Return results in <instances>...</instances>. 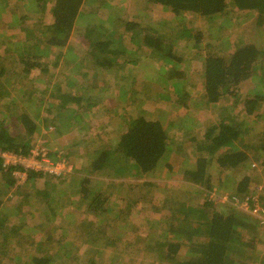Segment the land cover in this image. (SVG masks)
Here are the masks:
<instances>
[{
    "label": "rangeland",
    "instance_id": "rangeland-1",
    "mask_svg": "<svg viewBox=\"0 0 264 264\" xmlns=\"http://www.w3.org/2000/svg\"><path fill=\"white\" fill-rule=\"evenodd\" d=\"M31 1L0 0V61L6 58V71L0 78L4 87L0 116L5 115L6 119L0 117L4 127L0 131L8 127L11 133L28 138V126L18 117L25 112L38 127L31 132L30 150L37 146L45 149L51 161L65 158L63 154L67 152L73 159L65 158L66 165H70L65 177L48 175L33 180L27 170L16 169L12 171L14 184L9 190L0 181V264H37L36 258L51 257L55 259L41 264H171L166 254L168 244L175 238L167 231L169 224L188 230L201 218L192 212L187 220L176 216L168 221L162 218L163 213L169 211V204L177 208H182L181 203L184 207H204V197L208 196L212 204L205 207L209 211L235 209L245 211L253 219L257 215L263 217L264 203L256 201L255 209L251 206L264 195V160L249 149L244 165L223 169L217 157L228 147L215 153L209 150L213 146L212 134L216 133L212 129L221 122L243 127L245 136L241 142L236 141L242 150L245 147L241 144L254 145L264 137V99L252 114L241 105L245 94L255 96L263 90L264 95V15L232 3L227 12L207 17L192 12L176 15L148 0H84L81 13L91 12V20L99 21L98 26H90L95 32L80 28L94 21L77 17L78 25L62 51L52 47L39 56L42 68L32 70L30 74L37 78L31 80L18 75L24 66L19 63L17 52H9L15 43L18 46L26 39L15 16L28 14L30 21L25 23L32 26L35 37L45 40L57 35L49 29L54 20L52 4L43 7L42 1ZM114 19H123L128 30L125 26L116 27L111 34L100 36L104 24L113 29ZM249 43L258 49L259 57L253 64L258 75L240 84L235 96L228 93L217 103L209 102L203 77L207 55L231 53ZM163 66L172 69L161 73ZM87 71L91 74L85 77ZM178 74L181 80L172 84ZM96 75L100 80L94 85ZM181 82H186L183 89ZM57 85L61 93L79 96L82 103L89 99L97 103L91 110L81 109L77 114L61 112L57 99H50ZM44 90L47 91L43 93ZM234 97L238 104H234ZM133 115L159 120L163 125L167 150L162 158L148 172H141L131 161L129 167L120 164L107 167L106 171H94L92 162L103 149L120 148V128ZM261 133L263 136L259 137ZM116 157L119 163L125 161L121 153ZM201 158H207V172L215 186L208 196L204 183L194 182L188 173ZM246 171L252 184L261 189L252 198L238 196L233 190L235 176L241 178ZM87 177L95 189H108L111 198L108 206L96 214L87 213L83 202H79L78 190H73L76 180ZM148 181L150 185L145 184ZM121 183L122 190H116L114 186ZM111 192L115 196L111 197ZM125 200L127 208L130 203L135 206L132 218L124 215L126 211L118 212L126 207ZM146 200L153 201L157 209L151 210L152 205ZM150 212L153 221H144L142 216ZM259 228L257 243L242 248L251 257L245 260L248 264H264V228ZM183 233L176 261L190 257L198 240L196 234L189 239V233ZM242 235V240H250L253 233L245 231ZM239 250H232L229 257L237 264H246ZM252 256H257L260 263Z\"/></svg>",
    "mask_w": 264,
    "mask_h": 264
},
{
    "label": "trees",
    "instance_id": "trees-1",
    "mask_svg": "<svg viewBox=\"0 0 264 264\" xmlns=\"http://www.w3.org/2000/svg\"><path fill=\"white\" fill-rule=\"evenodd\" d=\"M42 1L43 7L51 6L52 4V16L54 17L53 22L50 24L49 29H52V33L57 32V35L52 38H43L35 37L33 34L32 26H26L25 22H29L30 19L27 17L28 14L26 13H19L18 16H15L19 19V23L21 26V30H24L26 33L25 43L19 42L18 46L15 48H9V52H17L19 57V63L22 64L24 67L21 69L18 75L28 77L31 80H35L37 77L32 76L30 73L33 72L32 70L37 68H42V64L39 62V56L46 54L52 50V47L59 52L62 51V48L65 46L67 39L70 37V33L74 27H76L77 17L81 16L82 18L86 16L88 22L91 20L90 16L92 13H81V6L84 0H32L31 2H38ZM47 1V2H45ZM149 2L162 5L170 10H172L176 15L185 12H192L197 13L202 16H212L216 14H221L223 12H227V8L230 3L234 6L244 9L250 8L254 10H258L261 15H264V0H148ZM5 2V0H4ZM27 4V3H26ZM26 6V5H25ZM91 13V14H90ZM14 17V18H15ZM41 21V17H38ZM126 20V19H125ZM94 21V20H91ZM99 21H94L89 23V25H83L80 27L81 29H89L93 33L95 30L90 26L94 24V26H98ZM132 22V21H126ZM81 23V22H80ZM79 23V24H80ZM125 26V30H128L129 25H125L123 19L116 20L114 19L113 22V29L104 24L99 32L101 35L111 34L116 30V27ZM31 31V32H30ZM84 31V30H83ZM11 33L10 35H12ZM31 34V37L29 36ZM33 34V37H32ZM7 36V35H6ZM9 37V36H7ZM21 40V39H19ZM109 44V41L106 42ZM98 50L100 49L101 42L98 43ZM95 49V48H94ZM93 49V50H94ZM91 50V51H93ZM101 50V49H100ZM259 57L257 47L252 44H242L238 46L233 52L226 53V54H217V53H209L205 58V65L203 70V77H204V88H205V95L209 102L217 103L223 97H226L228 93L235 96L238 91L237 88L240 84H245V82L251 79L254 75H258L259 70L253 64L256 63ZM6 58H3V62H5ZM3 62L0 61V78L5 74V67ZM255 67V68H254ZM164 72L166 73L170 69L167 66L162 67ZM13 71V70H12ZM93 71V70H90ZM95 72V71H94ZM98 72V67H97ZM173 72V71H170ZM14 73V71H13ZM91 72L84 73V76L90 75ZM17 75V76H18ZM11 76V75H10ZM9 76V77H10ZM260 76V74H259ZM258 76V77H259ZM261 77V76H260ZM174 78V77H173ZM249 78V79H248ZM100 76L96 75L94 85L99 82ZM180 74L175 76L174 80H172V84L179 83L180 81ZM188 82V80H187ZM186 82H181L180 85L185 88ZM21 85V84H20ZM93 85V84H91ZM3 83L0 79V95L2 94V90L4 87ZM177 86V85H175ZM18 87V86H16ZM16 89V88H15ZM178 91V87L175 89ZM47 90H44L45 93ZM56 92L50 96V99L54 102L56 101V106L59 108L61 112H74L79 113L81 109L83 110H91L96 101H84L81 102L79 96H74L70 92L61 93V89L59 85L55 90ZM263 91V90H262ZM262 91L255 96H249L245 94V98L242 101V107L245 110L252 114L254 109L257 105L261 104L264 95ZM179 92V91H178ZM154 93V92H153ZM91 97V96H90ZM235 98V97H234ZM40 102H43V96L40 98ZM60 102V103H59ZM238 101L235 98L234 104ZM10 106V105H8ZM61 108V110H60ZM226 108L225 106L222 108ZM5 113V112H4ZM5 120V115L0 116ZM19 121L23 122L28 126L29 136L28 138L20 137L19 134H13L9 131L8 127L2 129L0 131V178L3 184H7L10 186L14 184L13 180L11 179V174L13 170L21 168L20 166H3L4 158L1 156V153L4 151H13L17 153L27 154L30 151L29 140L30 136L32 135V131L38 128L33 119L30 117L29 114L25 112H20L18 114ZM85 117V116H84ZM3 120H0V128H4L2 126ZM120 123V122H119ZM121 127L122 125L119 124ZM19 128V127H18ZM17 128V129H18ZM120 129L123 132L120 134V148L113 149L106 148L103 149L98 156L93 160L92 166L94 171L99 169H107V167H114L115 165L120 164H127L129 167V161H131V165H135L141 172H148L154 169L157 165L158 161L167 150V134L163 128V125L160 123L159 120L154 119H146L143 116H135L130 117L125 124ZM119 129V130H120ZM215 130V134L211 132ZM243 127L241 125L229 124V123H222L219 124L215 129L209 131V134H212V148L210 147V153L218 152L219 149L227 146V151L221 152L217 157V163L220 167L224 168H235L240 164L244 165L249 159L247 150L252 149V153H257V157L260 158L261 161L264 160L262 155H264V137L258 140V143L254 145H250L247 143L241 144L245 147V150L240 149L237 145L236 141H242L245 135H242ZM257 136V135H255ZM263 136L261 133L259 137ZM193 141L196 139L191 137ZM65 153V152H64ZM124 155V160L122 162H118L119 154ZM65 158L69 156V153L63 154ZM70 157V156H69ZM73 159L72 157H70ZM207 158H201L197 161L196 167L194 169L188 170V173L192 177L191 179L196 183H204L205 185V196L212 192L214 189V184L212 179L208 175L207 167H206ZM209 161V160H208ZM134 162V163H133ZM264 162V161H263ZM116 167V166H115ZM245 170L246 167L243 166ZM22 169V168H21ZM28 177L30 179H35L38 176L45 177L48 175H44L42 172H36L32 169H28ZM106 171V170H105ZM72 175V174H70ZM54 178H61L65 177V175H52ZM235 176L234 182V194L238 196H247L248 198H252L253 194L257 193L261 189L258 188L257 185H253L251 182V175L245 172V175L241 178H236ZM39 178V177H38ZM0 182V183H1ZM145 184L150 185L151 182H145ZM121 185V186H120ZM120 185H113L116 190H122L124 184L121 183ZM111 186V187H113ZM120 186L118 189L117 187ZM73 190H78L77 194L81 199L79 202H83L86 207L87 213L91 212L96 214L95 212L100 211L105 206H108L111 198L107 194L108 189H103L102 191L95 189L90 184V180L87 178L82 179L81 181L75 183ZM115 196L114 192H111V197ZM252 196V197H251ZM204 197V207H192V205L187 204L188 206L184 207V204L181 203L182 208H177L174 204L168 205L167 212L163 213L162 218L171 221L174 220L176 216H182V220H187V217L190 213L196 212L201 220L195 224L190 226L188 230L179 228L176 224L170 225L167 228V231L173 234L172 242L168 244V252L166 254V258L170 261L171 264H237L236 260L231 259L230 253L232 250L240 248L239 252L240 255L245 256L242 260L243 263L248 264L245 260L251 257L245 255V250L242 248L250 247L257 243L256 239L260 235V228H264V222L262 217L259 215L251 218L249 215L244 214L245 211H237L235 209L225 211V212H218L215 210L209 211L206 209L205 206H211L212 201L211 198L208 199ZM68 201V196H67ZM124 204L126 207L120 208L118 212H123L124 215L132 218L134 216V210L132 207L134 206L133 203H130L129 208H127V200H125ZM264 203V195H261L260 198L253 201L251 206L252 209H255L258 203ZM149 202L151 206V210L157 209L158 206L151 200H146ZM189 201H187L188 203ZM252 203V201L250 200ZM0 200V204H1ZM178 203H175V205ZM135 207V206H134ZM122 209V210H121ZM152 212L145 217L142 216L144 221H153L152 219ZM263 222V223H262ZM118 225V224H117ZM253 233L250 240H242L243 239V232ZM189 233V239L193 235H197V241L194 242L193 249L190 250V257H185L183 259L176 261V255L178 253V249L180 247L181 241L179 240L184 233ZM256 241V242H255ZM150 247V246H149ZM242 251V252H241ZM253 259L259 262V258L257 256H252ZM51 258H36L37 264L46 263L50 261ZM235 261V262H234ZM178 262V263H177ZM262 262V261H261ZM240 264V262H238Z\"/></svg>",
    "mask_w": 264,
    "mask_h": 264
},
{
    "label": "built area",
    "instance_id": "built-area-1",
    "mask_svg": "<svg viewBox=\"0 0 264 264\" xmlns=\"http://www.w3.org/2000/svg\"><path fill=\"white\" fill-rule=\"evenodd\" d=\"M1 156L4 158L3 165L6 167L10 165L20 166L23 170L32 169L36 172H42L44 175H65V172L70 169V165H66L65 158L51 161L48 152L38 146L31 149L28 154L4 151ZM262 218L264 219V215Z\"/></svg>",
    "mask_w": 264,
    "mask_h": 264
},
{
    "label": "crops",
    "instance_id": "crops-1",
    "mask_svg": "<svg viewBox=\"0 0 264 264\" xmlns=\"http://www.w3.org/2000/svg\"><path fill=\"white\" fill-rule=\"evenodd\" d=\"M74 113V112H73ZM12 175V174H11Z\"/></svg>",
    "mask_w": 264,
    "mask_h": 264
}]
</instances>
